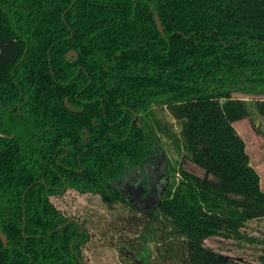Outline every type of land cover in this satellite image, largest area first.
<instances>
[{
  "label": "trees",
  "instance_id": "1",
  "mask_svg": "<svg viewBox=\"0 0 264 264\" xmlns=\"http://www.w3.org/2000/svg\"><path fill=\"white\" fill-rule=\"evenodd\" d=\"M236 94L264 118V0H0V264H85L90 231L52 199L69 190L131 206L125 263L241 264L205 241L264 203L147 166L164 137L237 159L231 125L251 113ZM135 169L156 196L123 186Z\"/></svg>",
  "mask_w": 264,
  "mask_h": 264
},
{
  "label": "rangeland",
  "instance_id": "2",
  "mask_svg": "<svg viewBox=\"0 0 264 264\" xmlns=\"http://www.w3.org/2000/svg\"><path fill=\"white\" fill-rule=\"evenodd\" d=\"M235 96L247 101L251 113L249 118L231 125L233 137L227 141V145L238 154L237 159L224 156L205 161L196 153L186 150L179 152L164 137L163 156L157 155L156 161L152 162L156 164L162 159L166 171L169 161L177 170L183 169L197 176L198 185L203 187H209L221 179L228 180L230 198L242 201L254 198L264 203V118L255 106L256 97L244 94ZM157 112L160 118L173 125L176 133L180 131V124L167 109L157 108ZM217 134L221 135V132ZM176 177L175 174L174 180ZM132 178L136 180L134 173L130 176ZM147 184V179L143 178L141 185L145 187ZM52 199L66 215L79 218L90 231V239L84 247L85 264H132L125 263L121 256L127 250L122 241L133 235L124 223V219L134 213L131 206L116 203L109 207L99 195L72 190ZM205 244L228 260L241 264H264V213L250 217L240 235L216 234L208 238Z\"/></svg>",
  "mask_w": 264,
  "mask_h": 264
},
{
  "label": "flooded vegetation",
  "instance_id": "3",
  "mask_svg": "<svg viewBox=\"0 0 264 264\" xmlns=\"http://www.w3.org/2000/svg\"><path fill=\"white\" fill-rule=\"evenodd\" d=\"M153 161H156L155 160V157L153 158ZM162 162H163V160L162 159H159L156 162V164H153V162H151L150 164H147L149 170L151 171V174H154L155 173V169L158 166H162ZM134 174L136 175V180L134 178H132V179L129 178V180L125 181V183H124L123 186H126L129 183L132 184V187H133L132 188L133 189L132 191H134V194L140 195V194H142L143 192L146 191V188L143 185H141L143 178H145V179H147V182L150 185V187H148V189L150 190V193L152 195H155L156 196V193H155L156 190L154 189L153 184H152V181L153 180L152 179L151 180H148V178L145 177L143 175V173H141V171L139 169H135V173Z\"/></svg>",
  "mask_w": 264,
  "mask_h": 264
},
{
  "label": "water",
  "instance_id": "4",
  "mask_svg": "<svg viewBox=\"0 0 264 264\" xmlns=\"http://www.w3.org/2000/svg\"><path fill=\"white\" fill-rule=\"evenodd\" d=\"M155 20H156V23H157V26H158L160 32L164 35L165 32H164V29H163V25H162V22H161V20H160V18H159V16H158L157 14H155ZM73 56H75V57L77 58V54H76L75 51H71V52H69L67 57H68V59H71ZM67 105H68V107L71 108L73 111H77V109L72 108L69 104H67ZM0 136H5V137H7V135L2 134V133H0ZM0 236H1L2 240L5 242V241H6V236H5V234L0 233Z\"/></svg>",
  "mask_w": 264,
  "mask_h": 264
}]
</instances>
